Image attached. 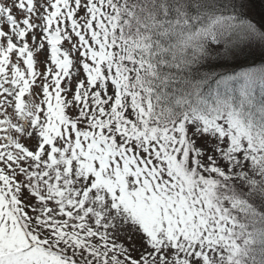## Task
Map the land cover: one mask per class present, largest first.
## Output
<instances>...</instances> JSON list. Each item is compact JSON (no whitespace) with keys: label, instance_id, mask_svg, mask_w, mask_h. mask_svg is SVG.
<instances>
[{"label":"snow or ice","instance_id":"obj_1","mask_svg":"<svg viewBox=\"0 0 264 264\" xmlns=\"http://www.w3.org/2000/svg\"><path fill=\"white\" fill-rule=\"evenodd\" d=\"M0 264H264V0H0Z\"/></svg>","mask_w":264,"mask_h":264}]
</instances>
